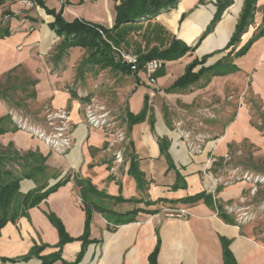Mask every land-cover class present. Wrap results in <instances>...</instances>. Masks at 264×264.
Segmentation results:
<instances>
[{"label": "crops", "instance_id": "crops-1", "mask_svg": "<svg viewBox=\"0 0 264 264\" xmlns=\"http://www.w3.org/2000/svg\"><path fill=\"white\" fill-rule=\"evenodd\" d=\"M119 3L120 0H37L34 7L24 9L17 0H1L0 89H10L7 97H0V119L19 112L33 124L41 125L46 108L67 110L77 144L70 152L58 154L34 135L14 129L12 119L8 118L0 125L7 130L0 135V155L7 153L9 146L13 145V150L22 156L34 153L46 158L48 179L41 182L47 184L43 192L69 174H78L87 181L88 188L94 189L88 196L99 206L117 214L140 210L133 216V222L116 228L112 223L115 216L111 215L110 223L103 214L95 212L91 242L79 264H151V255L158 246L156 264H224L222 238L230 241L229 249L237 264H264V240L253 226L234 225L221 216H215L216 209L204 198L197 202H183L209 189L211 182L206 175L209 167L214 162L215 166L222 163L230 151V147L225 145L228 143L226 129L221 130V134L217 133L218 128L213 134L208 131L203 152L193 154L174 129L176 115L168 114L165 107L166 104L170 111L180 112L182 118L190 110L204 108L208 99L221 101V93L213 84L219 77L210 73L203 75L187 90L168 91L195 60L202 64L194 72L220 64L219 70L226 72L220 75L222 79H235L236 75L229 74V68L235 66L237 78L241 79L239 75L251 77L252 96L264 104V0H180L175 7L138 21L127 42L120 46L104 36L110 45L119 48L130 46L135 37L139 43L134 41L138 49L132 51V55L138 58L153 47L163 50L174 41L191 48L183 58L170 61L174 67L181 65L174 72L166 71L165 78L172 82L158 85L153 90H143L142 87L147 86V77L141 71L137 76L140 84L121 88L127 96L126 108L131 114H139L146 106L148 108L149 99L153 101L155 96L159 95L165 101L159 106L149 105L144 122L127 125L131 144L121 181L110 175L109 156L102 152L108 142L107 134L103 130L88 128L84 116L86 100L69 90L72 78L69 66L73 61L67 58L72 55L71 51L82 48H71L63 57L58 52L52 53L63 38L51 28L55 18L47 12V9L62 10L65 21L80 19L112 29L116 24V6ZM222 7L220 19L213 25ZM247 9L250 12L244 20V31L236 40ZM208 75L210 78H206ZM243 82L242 87L245 86ZM10 92L29 94L27 106L14 102ZM143 94H148L147 104ZM132 98L134 105L131 108ZM234 143L236 141H230L229 145ZM132 157L144 175L143 188L138 187L137 180L130 173ZM37 187L34 180L23 179L20 192L28 194ZM246 187L250 186L241 183L223 188L217 193V198L224 204L235 203ZM77 196L71 177L70 182L30 209L27 215L4 226L0 230V264L42 263L37 258L3 262V259L17 260L27 256L36 245L45 246L41 256L59 251L60 235L49 214L63 222L70 237L83 236L86 211L78 203ZM116 198L126 201L119 202ZM134 198L139 202H134ZM173 210H186L188 215L171 216ZM82 249V240L67 243L62 249V259L74 263ZM54 264L63 263L58 261Z\"/></svg>", "mask_w": 264, "mask_h": 264}, {"label": "rangeland", "instance_id": "rangeland-1", "mask_svg": "<svg viewBox=\"0 0 264 264\" xmlns=\"http://www.w3.org/2000/svg\"><path fill=\"white\" fill-rule=\"evenodd\" d=\"M129 35L130 33L127 35V38ZM132 41L133 43L131 42L130 46L128 47L123 46V48H121L124 52L130 55H132V51L136 52L138 49V46H136L135 42L139 43V40L135 39V37H133ZM111 47L113 52L115 53L112 45ZM126 48L130 49V51L127 50ZM56 52H57V48H55L52 53L56 54ZM71 52L72 55L69 54V58H67L70 61L71 60L73 61L70 63L71 65L69 66L72 73L69 90L72 94H78L82 99L86 100V102L84 103V116H85L86 125L88 126V128H90L87 120V108L92 103L91 101L94 100L98 105L100 106L104 105V107L112 113L111 116L116 117L115 122L118 123L117 128L124 129L126 136L128 138L129 144L125 145L124 143H120L116 146V150L124 151V154L122 155L124 158V162L120 166V168H118V173L120 177H116L111 173V168L113 167L114 158L111 155V153H108L107 151V148L109 147V143L106 142L105 146L102 149L103 154H105V156L106 155L109 156L108 170L110 175L114 179L121 181L123 178L122 171L126 166V162H127L126 158L130 151L129 148L131 144V140L130 137L128 136V130H127V125H129L128 118L126 119L128 113V108H126L127 96L121 88H123L124 85L130 86L131 84H135V83L140 84L139 82L140 79L137 77L138 75L136 76L134 74H127L120 71H115L113 70L112 67L104 68V67L96 66L94 64L87 63L90 54V52L87 49H80L79 51H71ZM180 66L181 65L177 64L174 67L170 61H167L164 67L160 71H157L159 72L158 76L156 77L158 82L153 85L150 84L147 79V86L142 87V89L153 90V88L158 87V85L167 84L169 81H171V79L165 78V76L167 75L166 71L169 70L174 72V69H176L177 67L176 70H178L180 69ZM139 73L140 72H138V74ZM230 73L236 75L235 76L236 78L222 79L218 75L216 77L219 78L214 79L213 84L215 90H219L221 93L219 98V100L221 99V101H218L216 98H214L213 100L208 99L207 101L208 105L206 104V106H204L203 104L201 107L204 106V108H200V109L195 108L194 110L188 111L187 112L188 114L185 117L181 118L180 112L170 111L167 105L165 104V101L160 99V97H158L159 95L155 96L153 98V101L152 99H149L148 108L149 105L156 104L159 106L162 102H164L163 104H165L168 114L170 113L176 115L173 126L174 129L182 138V140H184L187 144L189 143V141H192L193 143H195V146L202 143L203 150L206 146V141H207L206 133H208V131H210L213 134L216 128H218L219 130L217 131V133L221 134L222 133L221 130L226 129V135L228 136V143L227 144L225 143V145H228L230 147L229 155L231 159L230 161L225 162V156H224L222 163L215 166L216 162H214L213 165L209 167L206 175L209 177L211 185L209 189H207V191L205 192L212 196L214 202L216 201V203L218 204V207L220 205L222 206L223 209L222 211L227 215H229L231 219L235 221L236 224L238 223L237 219L239 212L248 213V215L251 216V218L247 219V221L242 225L253 226V229L257 233H259L258 235H261L262 239L264 240V180H263L264 179V104L257 102L253 98L251 91L253 82L250 76L243 77V75H239L241 77L240 79L237 78L238 76V74H236L238 73L237 71L231 70L229 74ZM130 75L132 76V78L131 77L128 78ZM206 78H210V75H208ZM232 78L234 77L232 76ZM243 80L245 82H243ZM241 82L245 84L244 87H242L243 85ZM81 90L83 93H81ZM10 93L14 102L18 103L20 106H25V105L27 106L28 104L27 100L29 99L28 98L29 94H21V93L14 94L13 92ZM147 98H148V94L145 95L143 94V100L146 102V104H147V100H146ZM227 104L229 108L227 107ZM130 105L132 108L134 105V98H132ZM222 105L224 106V109H222L223 107ZM59 111H65L67 113L65 126L66 129H68V132L66 137L71 138L72 147L71 149H69L64 153H59L53 150L51 147L49 148H51V150H53L54 152L63 155L73 150L77 144L76 138L74 136V125L70 123L69 111L46 108L44 110L43 116L41 117L42 118V122L40 123L41 125L33 124L32 122H30V119L28 117H26L24 114H21L19 112H12L11 115L17 114L21 116V118L23 117L27 119L30 122L29 123L30 126L41 127L42 130L51 133L53 131H56L55 129L57 128H55V126L56 127L62 126L60 123L61 121L60 119H55V121L59 122L58 125L51 127L49 124L50 123L49 116ZM31 112L35 114V111L31 110ZM52 116H53L52 119L56 117L54 115ZM12 123L14 127L18 129L17 124L13 121V119H12ZM95 130H101V129H95ZM199 140L201 142H199ZM230 141H236V143L229 145ZM18 167L19 166L17 164L13 165V168L17 170L20 169V168L18 169ZM246 173L252 174L255 177L260 176V179L263 181L256 184V186L258 187L257 192L255 194H252V189L250 187L249 188L246 187L239 201L235 203L234 202L225 203V204L221 203L217 198L218 195L217 193H219L221 189L226 188L227 186L220 185L221 183L218 182L217 189H215L214 186L216 185V179L223 178L221 180L225 181V180H229V178L233 176L237 177ZM71 177L74 179L77 195L79 196V198L81 197L80 199H82L80 193V186L77 185L76 181L79 178L83 179V177L79 176L78 174H74V175L69 174L64 179L66 178L71 179ZM250 184L253 185L254 187L253 183ZM218 188H220L219 191ZM209 191L211 192L209 193ZM212 192H214V194ZM244 198L246 199L243 200ZM82 200H83L82 206L85 209L84 199ZM134 202L137 203L139 201L137 198H134ZM225 206H231V207L235 206L233 208H237V209L243 208L245 210L238 211V213H236L235 211L228 212L225 210ZM95 212L96 211H94V213Z\"/></svg>", "mask_w": 264, "mask_h": 264}, {"label": "trees", "instance_id": "trees-1", "mask_svg": "<svg viewBox=\"0 0 264 264\" xmlns=\"http://www.w3.org/2000/svg\"><path fill=\"white\" fill-rule=\"evenodd\" d=\"M180 0H120V3L116 6L117 10V20L115 27L108 29L99 24H93L86 22L84 20L75 19L72 22L65 21L62 11L57 12L54 9H47L48 14L54 16L55 21L50 24L51 28L56 32L59 37H62L63 40L60 45L57 47V52L60 57L65 56L68 53V50L71 48H82L87 49L89 54V59L87 63L94 64L100 67H112L115 71H120L127 74L138 75L144 65L151 60L161 59L164 61H175L181 59L190 51V47L185 46L179 41H174L170 44L169 47L161 49L160 47H153L149 52L140 54L139 56V65L137 72L132 71L130 66L121 63L117 60L115 53L112 50L110 43H108L104 36L107 37L112 43L117 46H120L122 43L127 42V35L131 33L135 28L134 26L145 17H154L158 15L163 9H169L175 7ZM36 3L37 0H34ZM1 3V0H0ZM222 7L219 13L216 15L213 25L220 19L222 15ZM248 10V9H247ZM243 17V21L240 25V31H238L236 40L239 39V36L244 31L245 22L244 20L249 15V10ZM146 19V18H145ZM130 26L126 28V26ZM247 51V49L245 50ZM202 64V62L195 60L188 65L186 72L182 77H180L169 89L168 91L176 90H187L191 86L195 85L200 81L203 75L210 73L211 75H223L226 72H221L220 64L215 65L211 68L202 67L198 72H194V69ZM234 70L235 66L229 68ZM230 72V71H229ZM159 72H157L156 77ZM34 84L36 82H33ZM26 86H24L25 88ZM10 88H5L4 90L0 89V97H7V92ZM148 108L139 114L127 113V118L130 126L139 124L145 121ZM11 118L4 117L0 119V125ZM16 129V128H14ZM7 130L0 127V135L4 134ZM164 150V149H163ZM47 159L40 154L29 153L26 155H20L17 151L13 150V145H10L7 153L0 155V230L6 226L9 222H16L21 216L27 215V212L39 205L44 199H46L50 194L58 191L62 186H65L70 182L69 178L59 181L57 184L53 185L51 188L43 192L46 183L42 184V180H47L48 176L46 173ZM17 164L19 170L13 168V165ZM130 173L137 180L138 187L143 188L145 183L144 175L139 171V165L136 162V159L132 157L131 159V168ZM23 179H32L36 182L37 188L28 194H22L20 192V183ZM77 185L80 186V193L82 199L85 202V211H86V225L85 232L83 236L79 238H72L66 231V228L63 222L54 214H49V218L54 226L58 229L60 235V242L58 244L59 251L53 253L49 256H41V253L44 251L45 246H35L27 256H23L17 260L13 259H3V262H18V261H30L33 258L42 260L40 264H54L58 261H61L63 264H79L86 252L87 246L90 244V226L93 219L94 211L103 214V216L111 223V215L116 217L115 222H112L116 226L124 225L130 222H133V216L138 214L140 210H135L129 214H117L112 210H107V208L99 206L92 200L88 195L91 191H94L93 188L87 187V181L84 179H77ZM178 186L176 185V188ZM220 188H218V191ZM108 197V196H106ZM109 199H114L113 197H108ZM205 199L214 209L215 202L211 195L206 192H202L196 196L184 199V203L197 202L201 199ZM116 201H126L123 198H116ZM134 201V200H133ZM221 211L220 216L231 224H236L229 215L224 213L222 206L218 207ZM82 240L83 249L82 252L78 255L77 260L74 263H69L62 259V249L63 247L70 242ZM223 248H224V264H237L232 252L229 249L230 241L225 238H222ZM159 252V246L156 248L154 253L151 255V264H156L157 255Z\"/></svg>", "mask_w": 264, "mask_h": 264}, {"label": "built area", "instance_id": "built-area-1", "mask_svg": "<svg viewBox=\"0 0 264 264\" xmlns=\"http://www.w3.org/2000/svg\"><path fill=\"white\" fill-rule=\"evenodd\" d=\"M18 3L24 8V9H31L32 7L35 6L34 0H17ZM113 46V49L115 51V56L117 57V60L121 61L123 64H126L127 66H130L132 68V71L137 72L138 65H139V58L133 55H130L126 52H124L121 48L117 46ZM165 65V61L161 59H154L151 61H148L145 65L144 68L141 70L147 77L148 81L150 84H156L157 83V78L156 74L157 71H160ZM140 71V72H141ZM92 103L88 106L87 108V120L90 128L92 129H101L104 130L105 133L108 136V142L109 147L107 148L108 153H111L113 156V167L111 168V173L115 175L116 177H120L118 173V168L123 164L124 158L123 150H116V146L120 143L129 144L128 138L126 136V133L124 129H119L117 128L118 123L115 122L116 117L111 116V112L104 107V105L100 106L98 105L94 100L91 101ZM52 115L56 116L55 118L52 119ZM49 116L50 119V126H55L58 125L59 122L55 121V119H60V123L62 126H58L55 128L56 131H53L51 133H48L44 130H42L41 127H32L29 125V121L25 118H21V116L17 114H12L13 121L17 124L18 129H21L23 131L30 132L32 135L35 137L39 138L40 140H43V142L46 143L48 147H51L53 150L59 153H64L71 149L72 147V142L71 138H67V132L68 129H66V124L65 121L67 119V113L65 111H59L57 113L52 114ZM53 120V121H52ZM199 139V138H198ZM198 141V140H197ZM199 142H201L199 140ZM189 150L192 153H199L203 151L202 143L198 144L195 146V143L192 141H189L187 144ZM230 154V153H229ZM226 154L225 155V162L230 161V155ZM231 177L229 180H221L223 178H217L216 179V185L214 186L215 189H217V183L220 182V185H225V186H233L238 183H244V184H249L250 188L252 189V194H255L258 190V187L256 186L257 183L263 182L260 179V176H254L252 174L246 173L242 174L241 176L237 177ZM263 179V178H262ZM264 180V179H263ZM250 183L254 184L251 185ZM211 191H209L210 193ZM214 194V192H212ZM208 194V193H207ZM81 198V197H80ZM79 196H77L78 203L80 205L83 204V200L80 199ZM244 198L243 200H245ZM215 208L216 209V214L215 216H220V209L218 208V204L215 201ZM235 207V206H233ZM231 206H225V210L228 212H233L235 211L238 213V211H244L245 209L243 208H233ZM188 212L186 210H173L171 212V216L175 217H183L187 216ZM251 216L248 215V213L244 212L241 213L239 212L238 214V225L244 224L247 219H250Z\"/></svg>", "mask_w": 264, "mask_h": 264}, {"label": "water", "instance_id": "water-1", "mask_svg": "<svg viewBox=\"0 0 264 264\" xmlns=\"http://www.w3.org/2000/svg\"><path fill=\"white\" fill-rule=\"evenodd\" d=\"M146 100L148 101V98Z\"/></svg>", "mask_w": 264, "mask_h": 264}]
</instances>
